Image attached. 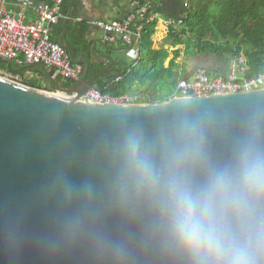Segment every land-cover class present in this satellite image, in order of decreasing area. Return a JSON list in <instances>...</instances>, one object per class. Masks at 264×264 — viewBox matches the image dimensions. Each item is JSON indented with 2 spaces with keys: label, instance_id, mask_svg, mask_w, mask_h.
Here are the masks:
<instances>
[{
  "label": "water",
  "instance_id": "obj_1",
  "mask_svg": "<svg viewBox=\"0 0 264 264\" xmlns=\"http://www.w3.org/2000/svg\"><path fill=\"white\" fill-rule=\"evenodd\" d=\"M67 25L59 45L86 68L71 89L58 87L41 64L16 70L0 61L14 75L40 68L52 91L0 77V264H177L152 209L124 180L125 142L137 135L159 160L166 137L187 120L211 161L227 160L250 136L264 148V90L157 105L82 104L110 68L89 80L91 63L74 57Z\"/></svg>",
  "mask_w": 264,
  "mask_h": 264
},
{
  "label": "clouds",
  "instance_id": "obj_2",
  "mask_svg": "<svg viewBox=\"0 0 264 264\" xmlns=\"http://www.w3.org/2000/svg\"><path fill=\"white\" fill-rule=\"evenodd\" d=\"M123 177L177 264H264V148L254 137L214 162L193 122L177 124L159 160L133 134Z\"/></svg>",
  "mask_w": 264,
  "mask_h": 264
},
{
  "label": "trees",
  "instance_id": "obj_3",
  "mask_svg": "<svg viewBox=\"0 0 264 264\" xmlns=\"http://www.w3.org/2000/svg\"><path fill=\"white\" fill-rule=\"evenodd\" d=\"M147 2L150 3V0H146L144 4ZM70 9L71 7L64 11L67 19L72 16ZM151 16L152 14L149 17ZM72 21L73 17L67 26L69 44L77 60L84 55L91 63L89 80L110 68L109 73L96 84V89L104 95L120 97L145 94L150 98L145 104L170 102L177 86L175 74L177 62L182 55V51L177 50L173 52L174 58L170 61L171 50L183 46L186 47L185 53L188 58L211 56L217 59H231L238 58L243 53L247 59L246 78L253 79L264 74V0H190L181 32L171 28L166 47L160 50L155 48L154 39L158 22L144 24L139 58L132 65L123 64L118 59L112 64L105 58L97 57L91 44L87 42L89 26L84 23L73 24ZM62 25L60 24L57 29V37L56 34L52 37L53 43L59 44L63 32ZM102 51L106 56H115L113 52L105 49ZM97 61L102 63L97 65ZM12 65L14 69L19 70L15 64ZM124 65L129 67L128 71ZM0 71L8 70L5 65L0 64ZM85 73L86 68L82 78ZM20 75L24 78H33L25 86L51 92L50 82L40 68ZM52 75H55L54 71ZM56 83L64 90L76 85L61 78H56ZM170 84L172 87H169Z\"/></svg>",
  "mask_w": 264,
  "mask_h": 264
},
{
  "label": "built area",
  "instance_id": "obj_4",
  "mask_svg": "<svg viewBox=\"0 0 264 264\" xmlns=\"http://www.w3.org/2000/svg\"><path fill=\"white\" fill-rule=\"evenodd\" d=\"M66 0H57L55 5H42L35 8L38 20L34 24H26L24 16L15 17L8 9V0H0V61L15 64L22 69L41 64L54 71L55 78L78 84L82 79L84 67L72 62L70 55L59 44L52 42V32L56 25L66 20L62 12ZM146 0H131L132 14L123 22L105 23L90 22L89 25L105 33L106 42L112 45L123 44L135 52L139 58V45L144 24L154 22L149 17L151 3ZM190 0H184L185 9H189ZM76 22L83 23L82 19ZM185 17L169 19L165 26L181 32ZM230 68L226 76H211L207 70H199L193 78H178L173 99H203L209 97L229 96L264 90V74L247 79V59L242 53L238 58L230 59ZM181 70V69H180ZM183 70H181L182 72ZM179 73V72H177ZM0 77L15 84H29L33 78H24L9 71H0ZM47 92V91H45ZM52 92V91H51ZM147 95H124L112 97L93 89L87 96L79 99L82 104L105 106H144L149 102Z\"/></svg>",
  "mask_w": 264,
  "mask_h": 264
},
{
  "label": "crops",
  "instance_id": "obj_5",
  "mask_svg": "<svg viewBox=\"0 0 264 264\" xmlns=\"http://www.w3.org/2000/svg\"><path fill=\"white\" fill-rule=\"evenodd\" d=\"M57 0H8V9L9 11L17 18L23 15L24 21L26 24H34L38 20V16L35 12V8L42 5L53 6ZM151 9L154 8L153 3L156 4L155 10L151 13L152 16L155 17L158 22L157 34L155 36V48L160 50L166 47L168 36H169V28L165 26V21L169 19H181L186 15V9L184 6V0H150ZM71 17H73V24H86L89 26L87 42L91 44L94 51H97L100 56L99 58H105V54L102 51L104 45H108L109 47L117 50L115 56L113 57L115 60H120L123 64L127 62L122 60L121 57L124 56V53L131 52V50L127 49L123 44L112 45L106 42L105 33L93 28L89 25L90 22H105V23H114V22H123L127 20L132 14V6L131 0H66L62 6V12L66 11L70 8ZM71 17H69L65 22L61 21L58 25H56L52 32V37L58 34V27L63 22V26L66 21H70ZM77 19H82L83 23L76 22ZM68 26V25H67ZM64 34L59 38V43ZM67 40L68 39V31H67ZM106 50V49H105ZM177 50L182 51L181 58L178 60V67L175 71V74L178 70H183L181 73V77L184 78H193L196 73L201 70H207L209 74L212 76H216L217 74L220 76H226L229 72L230 65H223L218 62V60L211 56H191L187 57L185 50L186 47H180L176 50H171L172 54L170 57V61L173 60L174 55L173 52ZM108 51V50H107ZM131 59V57H130ZM169 61V62H170ZM102 62L97 61L96 64L99 65ZM169 63L167 64V66ZM229 66V67H228ZM178 79V78H177Z\"/></svg>",
  "mask_w": 264,
  "mask_h": 264
},
{
  "label": "rangeland",
  "instance_id": "obj_6",
  "mask_svg": "<svg viewBox=\"0 0 264 264\" xmlns=\"http://www.w3.org/2000/svg\"><path fill=\"white\" fill-rule=\"evenodd\" d=\"M123 53H124V56L121 57V58H122V60L126 61L127 64L132 65L133 63H135V62L138 61V58H136L135 55H134L135 54L134 51H132V52H126V54H125V52H123ZM130 57H131V59H130ZM217 60H218V62L220 64H223V65H226V66L227 65H230V62H231V60L229 58H223V59H217ZM177 72H179V73H176V80H177V78H184V77H181V73H182L181 70H178ZM169 87H172V85L170 84ZM164 93H167V92H164Z\"/></svg>",
  "mask_w": 264,
  "mask_h": 264
},
{
  "label": "flooded vegetation",
  "instance_id": "obj_7",
  "mask_svg": "<svg viewBox=\"0 0 264 264\" xmlns=\"http://www.w3.org/2000/svg\"><path fill=\"white\" fill-rule=\"evenodd\" d=\"M37 69V68H36ZM50 72L52 73V71L50 70ZM61 88V87H60ZM61 89H63V88H61ZM64 90V89H63Z\"/></svg>",
  "mask_w": 264,
  "mask_h": 264
}]
</instances>
